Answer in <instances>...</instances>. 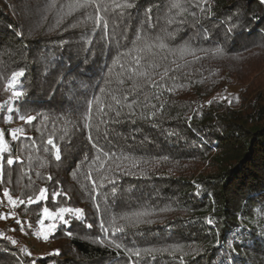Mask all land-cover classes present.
<instances>
[{
    "label": "trees",
    "instance_id": "obj_1",
    "mask_svg": "<svg viewBox=\"0 0 264 264\" xmlns=\"http://www.w3.org/2000/svg\"><path fill=\"white\" fill-rule=\"evenodd\" d=\"M77 2L0 0V264H264V3Z\"/></svg>",
    "mask_w": 264,
    "mask_h": 264
},
{
    "label": "rangeland",
    "instance_id": "obj_2",
    "mask_svg": "<svg viewBox=\"0 0 264 264\" xmlns=\"http://www.w3.org/2000/svg\"><path fill=\"white\" fill-rule=\"evenodd\" d=\"M14 84V83H13ZM13 84H9L8 88H7V95L9 96V98L11 97V99L15 98V95L17 92L22 93L21 90L16 89V91L13 89ZM236 88H233V90H235ZM17 96V95H16ZM17 96V97H21ZM7 127H9L10 129H12V131L14 132L19 131L21 129V122L18 121H12L10 120V116L8 117L7 121H5V123H2L0 121V149L2 148L3 145H7L9 144V142L11 141L8 137H6L5 132L7 131ZM9 211L7 212L6 216L0 221V231H2L3 229H9L8 227L10 226L11 220L10 217L11 215L14 214L13 209H12V205H10ZM50 230H52L51 226H47V228L45 229L46 232H49ZM45 231L43 230V228L39 227L38 228V234L39 235H45ZM31 246H34V250L36 253H41L42 251L48 249L51 246V242L49 241V239H43V241H38L37 238H35V236H31L30 239L28 240Z\"/></svg>",
    "mask_w": 264,
    "mask_h": 264
},
{
    "label": "snow or ice",
    "instance_id": "obj_3",
    "mask_svg": "<svg viewBox=\"0 0 264 264\" xmlns=\"http://www.w3.org/2000/svg\"><path fill=\"white\" fill-rule=\"evenodd\" d=\"M91 3H93V0H82V2H77V3L74 4V5H70L69 8H70V10H74L75 8H85V7L89 6V4H91ZM261 3H264V0H261ZM52 6L55 7V5H52ZM104 26L106 27L107 25L105 24ZM233 27H234V26H233ZM229 31H231V28L229 29ZM161 47H163V45H161ZM15 76H18V77H22V76H24V71H23V70H20L18 73H15ZM16 95H17V96H20V95H22V93L17 92ZM117 115H119V112H117ZM20 119L23 120L24 117L21 116ZM27 119H28V122H31V121L34 119V117L29 116ZM90 139H91V138H90ZM48 143H49V144H52L53 141H52V140H49ZM56 159H57V160H60L61 157H60L59 155H57V156H56ZM7 163H8L9 165L13 164V160H12V159H8V160H7ZM49 179H50V178H49ZM46 191H47L46 189L43 190V192H46ZM5 194L7 195V193H5ZM41 198L44 199V198H47V197H46V196H42ZM37 202H39V201H37ZM44 211L47 213V212H48V209L45 208ZM61 211L64 212V211H68V210H67V209H61ZM76 212H80V209H76ZM60 218H61V220H62L64 223H67V221L64 220L63 217H60ZM17 223H20V221H17ZM211 223H212V221L209 220V224H211ZM55 227H56V225H53V228H55ZM89 227H90V225H89ZM101 228L104 229V231H107V230H108L107 228H105V226H104L103 223L101 224ZM21 231H23V226H21ZM69 235H71V233H69ZM45 239H47V237H45ZM111 242L115 243L114 240L111 241ZM12 243L15 244L16 241H12ZM226 243H229V242H226ZM234 243H235L234 240H233L231 243H229V248H233V249H234ZM115 247H116L117 249H120V248H121V244H120V243H115ZM217 247H222V245L218 242ZM53 254H55V255H59V254H60V253H59V250H56L55 253H53ZM135 254H136L137 256H139L140 253H139V252H136ZM228 255H229V264H230L231 253H228ZM33 264H35L34 261H33ZM222 264H224V262H222Z\"/></svg>",
    "mask_w": 264,
    "mask_h": 264
},
{
    "label": "built area",
    "instance_id": "obj_4",
    "mask_svg": "<svg viewBox=\"0 0 264 264\" xmlns=\"http://www.w3.org/2000/svg\"><path fill=\"white\" fill-rule=\"evenodd\" d=\"M4 195V189L0 187V221L6 216L9 211V204L2 198Z\"/></svg>",
    "mask_w": 264,
    "mask_h": 264
}]
</instances>
